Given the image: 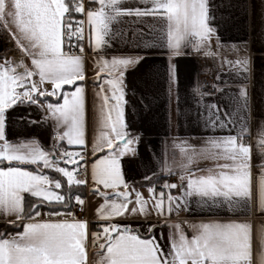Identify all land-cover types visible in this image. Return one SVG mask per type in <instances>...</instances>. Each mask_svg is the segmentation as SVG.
<instances>
[{"label": "snow or ice", "instance_id": "snow-or-ice-1", "mask_svg": "<svg viewBox=\"0 0 264 264\" xmlns=\"http://www.w3.org/2000/svg\"><path fill=\"white\" fill-rule=\"evenodd\" d=\"M88 2L86 7L85 0H13L11 11L0 10V32L13 45L0 51V214L10 226L22 229L0 233V264H93L92 257H98L95 264H264V227L256 233L248 219L188 223L191 236L182 226L185 222H172L174 215L189 209L191 197L199 198L209 211L247 216L258 208L264 213V139L259 140L260 172L254 176L247 113L234 115L216 103L203 105L207 126L227 129L228 135L206 138L203 148L182 140L178 182L164 181L157 191L152 181L163 179L165 172L146 175L149 197L125 179L123 158L134 155L139 143L126 121L125 72L145 56L135 51L106 54L117 41L130 42L134 48L146 47L147 41H130L115 24L126 16L141 22L151 17L160 23L159 31L150 25L151 48L167 51L171 89L176 83L172 58L185 54L189 46L206 49L217 32L209 0H138L143 6H126V0ZM77 14L83 18L77 19ZM136 35L142 37L143 32ZM85 44L92 53L90 65ZM9 52L17 55L9 58ZM227 63L247 79L246 57ZM46 83L51 91L43 87ZM213 87L227 94L219 84ZM90 91L95 111L91 137ZM234 100L240 109L248 105L243 80ZM24 104L36 105L46 114L45 122L55 124L51 149L35 139H9V110ZM197 159L216 163L206 174H196L205 171L193 172ZM45 169L59 173L64 182ZM172 174L168 167L167 175ZM80 188L102 200L96 230L74 211L85 204L81 194L73 193ZM153 215L163 222L151 223ZM129 218L148 221L143 232L125 222ZM158 227L170 231L167 246L163 232L158 238ZM92 248L99 251L90 253Z\"/></svg>", "mask_w": 264, "mask_h": 264}, {"label": "crops", "instance_id": "crops-1", "mask_svg": "<svg viewBox=\"0 0 264 264\" xmlns=\"http://www.w3.org/2000/svg\"><path fill=\"white\" fill-rule=\"evenodd\" d=\"M210 11L215 16L213 26L217 32L212 36L206 49L197 51L189 46L185 54L173 57L175 64L176 83L169 89L168 83V55L163 49H152V31L150 25L160 30V23L151 17H145L143 21L134 17H123L122 22L115 24L129 40L139 43L147 41L146 47L134 48L130 42L117 41L113 49H109L107 56L121 55L129 51L138 52L145 56L140 64L130 67L125 72L126 121L131 132L139 137L134 155L123 158L125 179H130L136 185V190L149 197V184L144 181L146 175L151 176L154 172L159 175L165 172L163 180L168 177L167 168H173V174L179 180L180 173L176 172L179 163L184 159L181 152V141L187 140L189 145L203 148L206 138L213 135L223 137L229 134L227 129L212 130L207 124L208 117L203 105L216 103L221 110L231 111L234 115L239 111L240 116H246L250 143L252 144L253 175L258 176L262 162L260 159L259 140L264 139L260 133L264 132V0H209ZM13 0H0V10L7 8L11 11ZM98 6V5H97ZM126 6H143L138 0H126ZM143 32V36L136 33ZM217 36L219 40H217ZM6 33L0 32V51L6 49ZM10 40V39H9ZM11 41V40H10ZM233 45L236 48H233ZM10 53V52H9ZM85 53L89 57L88 65L91 64L92 53L85 44ZM15 55H17L15 53ZM13 56L9 55V58ZM246 57L248 60L247 79L237 76L236 71L227 63ZM31 66L30 60L27 61ZM87 67V65H86ZM204 78H210L213 85L219 84L225 88V93L215 90L209 95H201L199 88ZM219 78V79H218ZM38 81V77H36ZM93 74L89 69L88 81L91 84ZM240 80H243L248 92V105L240 109L234 100L236 88ZM226 82V83H224ZM51 91V84L43 85ZM66 88L68 86H65ZM50 102H56L55 97L49 98ZM41 103H45L41 98ZM94 97L89 92V136L91 137L95 127ZM45 113L36 105H17L9 110V139L12 141L30 142L37 140L43 147L48 149L51 145V136L54 134L55 124L45 122ZM29 121H36L30 123ZM236 128L231 134H235ZM247 138V137H246ZM162 141L165 143L162 145ZM67 148L68 146L65 145ZM185 148L187 145L184 146ZM162 157V158H161ZM223 163L224 161H219ZM216 162L211 160L197 159L193 165V172L197 168L205 171L196 174H206L208 168ZM61 166H64L63 164ZM35 170L34 166H30ZM50 177L61 179V175L54 170L45 169ZM159 180L153 179L152 183L160 191ZM162 180V182H163ZM111 194V190H108ZM173 194H176L173 190ZM83 198L85 204L84 217L90 221V228L96 230L93 225L98 219L97 208L102 200L84 188ZM151 203V201H150ZM45 212L47 210H44ZM76 213V212H75ZM79 217V215L76 213ZM218 218L248 219L254 226V231L259 233L264 227V213L254 208L251 214L235 215L224 209L209 211L199 202V198L191 197L188 210H183L178 216L172 217V222L181 223L185 232L191 236L192 230L188 223L199 222ZM125 222L133 227H146L148 221L129 218ZM153 224L162 223V219L153 215L150 219ZM10 225L4 214H0V233H4ZM157 235L163 232V244L167 246L170 238L168 228H157ZM96 248L90 249V253H96ZM93 264L98 257H92Z\"/></svg>", "mask_w": 264, "mask_h": 264}, {"label": "built area", "instance_id": "built-area-1", "mask_svg": "<svg viewBox=\"0 0 264 264\" xmlns=\"http://www.w3.org/2000/svg\"><path fill=\"white\" fill-rule=\"evenodd\" d=\"M85 4H86V7L89 6L88 0H85ZM82 18H83L82 16L77 14V19H82ZM12 47H13L12 42L9 40V38L6 37V48H12ZM9 55L10 56H15V53L10 52ZM213 86L214 85H213V83H212L210 78H204L202 80V82H201V85H200V88H199V93L201 95H209V94H211L214 91V87ZM53 139H54V134L51 136V145L48 147V149H51ZM69 150H75V149H69ZM69 167H71V166H69ZM164 181L178 182L177 177L175 175H170V176L166 177L163 180V182ZM163 182H161V184ZM74 211L79 215L80 218L85 219V217H84V212L85 211H84L83 207L82 208H79V207L75 208ZM96 249H98V248H96Z\"/></svg>", "mask_w": 264, "mask_h": 264}, {"label": "trees", "instance_id": "trees-1", "mask_svg": "<svg viewBox=\"0 0 264 264\" xmlns=\"http://www.w3.org/2000/svg\"><path fill=\"white\" fill-rule=\"evenodd\" d=\"M162 180H163V179H162ZM162 180H159V184L162 182ZM73 193H74V194H81V195H83V193H84V188H80L78 191H77L76 189H73ZM45 210H47V209H45ZM19 230H22V229H20V228H13L12 226H9V227L6 229L5 232H7V233H13L14 231H19Z\"/></svg>", "mask_w": 264, "mask_h": 264}, {"label": "rangeland", "instance_id": "rangeland-1", "mask_svg": "<svg viewBox=\"0 0 264 264\" xmlns=\"http://www.w3.org/2000/svg\"><path fill=\"white\" fill-rule=\"evenodd\" d=\"M10 54V53H9ZM8 228V227H7Z\"/></svg>", "mask_w": 264, "mask_h": 264}]
</instances>
